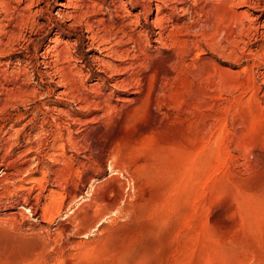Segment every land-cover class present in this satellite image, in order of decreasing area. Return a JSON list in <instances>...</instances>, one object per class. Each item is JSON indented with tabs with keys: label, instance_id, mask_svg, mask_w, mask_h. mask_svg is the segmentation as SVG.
<instances>
[{
	"label": "rangeland",
	"instance_id": "rangeland-1",
	"mask_svg": "<svg viewBox=\"0 0 264 264\" xmlns=\"http://www.w3.org/2000/svg\"><path fill=\"white\" fill-rule=\"evenodd\" d=\"M138 1L0 12V264H264V0Z\"/></svg>",
	"mask_w": 264,
	"mask_h": 264
},
{
	"label": "bare ground",
	"instance_id": "bare-ground-1",
	"mask_svg": "<svg viewBox=\"0 0 264 264\" xmlns=\"http://www.w3.org/2000/svg\"><path fill=\"white\" fill-rule=\"evenodd\" d=\"M37 1L38 0H0V12L1 13H3V14H6V13H8V12H12L11 10H15V12H16V16L18 17H16L17 18V20L19 19V18H21L22 17V20L24 21V22H27V24L25 23V26H31L32 28H34V24H35V22L34 21H32L31 22V17H32V15H34V14H39L41 11H42V6H36L35 5V3H37ZM119 1V0H118ZM122 1V0H121ZM172 2H174V0H171ZM176 1V7L177 6H179V5H181V0H180V2H179V0L177 1V0H175ZM183 1V0H182ZM185 1H187V0H185ZM195 1V0H194ZM220 1V0H219ZM224 1H226V0H224ZM255 1V0H254ZM263 1V0H262ZM128 2L131 4V3H133V2H138V4H139V1L138 0H128ZM141 2H142V4H141ZM151 2H154L155 4H154V7H155V9H156V13H155V15H156V18H155V20H156V22H157V25L159 26V29H160V32L165 28V27H163V25H164V23L166 22V20H167V18H168V16L170 15H168V13H166V8H165V3L167 2V0H141L140 1V8H141V13L145 16V17H147V16H149V13L151 12V5H150V3ZM192 2V1H191ZM103 3V2H102ZM121 3V2H120ZM128 3V4H129ZM224 3V2H223ZM257 3V2H256ZM12 4H15L14 6L12 5ZM165 4V5H164ZM185 4V3H184ZM225 5H226V7H230L229 9H232V8H236L237 9V11H235V9H232V10H234V11H232L231 12V14H229V15H233V17L234 18H238V16H246L247 15V13H248V9H252V10H254L255 12H260L259 10H257V8H259V5L258 4H255V3H252L251 2V0H228L226 3H224ZM99 4L95 1V2H90V5H86L87 7H86V9L88 8V7H90V6H92V7H97ZM109 5V4H108ZM121 5V4H120ZM125 4H123V6H124ZM243 5H245V6H243ZM58 6L59 7H61V8H64V9H62V11H61V9H59V10H57V13H59L60 15H63V17H64V15H67L69 18H71L73 21L74 20H79V19H81L83 16H84V14L85 13H88V12H84L83 10V7H81V4L79 5V2H78V0H60V2H58ZM174 6V5H173ZM187 6H188V4H187ZM192 6V5H191ZM224 6V5H223ZM260 6H262V5H260ZM99 7V6H98ZM100 7H101V5H100ZM167 7V6H166ZM171 7V12H172V10H174L175 8L173 7L172 8V6H170ZM182 7H183V5H182ZM189 7V6H188ZM33 8H34V10L35 11H33ZM120 8H122V7H120ZM184 8H186V7H184ZM184 8H181L182 10H184ZM191 8V7H190ZM193 8V7H192ZM227 8V9H228ZM226 9V10H227ZM260 9V8H259ZM20 10H22L23 12H27V14H22L21 15V13H19L20 12ZM168 10V9H167ZM189 9L187 8V11H188ZM21 11V12H22ZM67 11V12H66ZM88 11V10H87ZM176 9H175V13H176ZM195 11V10H194ZM228 11V10H227ZM183 12V11H182ZM184 12H185V10H184ZM190 12V11H189ZM230 12V11H229ZM262 12V11H261ZM13 13V12H12ZM186 13V12H185ZM191 13L192 14H194V12L193 11H191ZM197 14V13H196ZM118 15V14H117ZM13 16V15H12ZM20 16V17H19ZM11 17V16H10ZM228 17V16H227ZM232 17V16H231ZM259 17H261V15L260 14H256V15H254L253 16V19L252 20H258L259 19ZM12 18V17H11ZM103 18V17H102ZM153 18V19H154ZM230 18V17H229ZM233 18V19H234ZM2 19V18H1ZM101 19V18H100ZM111 19V18H110ZM115 19V18H114ZM120 19H121V17H120ZM146 19V18H145ZM232 19V18H231ZM128 22H125V23H122V24H120L119 26L115 23L116 21H114V23L112 24V25H105L107 22H105L103 19H101V20H96V21H99V22H103L104 23V28H105V30H106V32L107 33H109V34H114V35H116V33L117 32H121L122 33V36L121 37H118V38H116V39H118V41L121 43V42H123L124 40H123V38H124V36L126 35V31H125V29L128 27V26H130L131 24H133V23H136V22H139L138 20H139V15L137 14V15H133V16H129V17H127V19H126ZM177 20V19H176ZM19 21V20H18ZM17 21V22H18ZM85 21V20H84ZM146 21H147V19H146ZM172 21V20H171ZM175 21V20H174ZM16 22V23H17ZM21 22V21H20ZM23 22V23H24ZM76 22V21H75ZM122 22V21H121ZM1 23V22H0ZM98 23V22H97ZM111 23H112V21H111ZM110 23V24H111ZM153 23H154V21H153ZM167 23H168V20H167ZM175 23H177V22H175ZM175 23H173L172 22V24H175ZM15 24V23H14ZM22 24V23H21ZM89 24V23H88ZM91 24V23H90ZM99 24V23H98ZM118 26L117 27V29L116 28H114V26H116V25ZM4 25V24H3ZM13 25V24H12ZM20 25V24H19ZM18 25V26H19ZM103 25V24H102ZM178 25V24H177ZM21 26V25H20ZM92 26V25H91ZM91 26H89L90 28H92ZM175 26V25H174ZM173 26V27H174ZM179 26V25H178ZM177 26V27H178ZM27 28V27H26ZM25 28V29H26ZM1 30H3V27L2 28H0ZM23 29H24V27H23ZM29 29H30V27H29ZM113 29H115L117 32H115V30L113 31ZM16 30V29H15ZM94 31V30H93ZM176 31V30H175ZM105 32V31H104ZM180 32V31H179ZM1 33V32H0ZM11 34V35H15V31H13V29L12 30H10V31H7L6 30V32H5V34ZM106 35H108V34H106ZM113 35V36H114ZM158 35H160V34H158ZM170 35V34H169ZM16 36V35H15ZM109 36V35H108ZM128 37V36H127ZM140 37V36H139ZM109 38H111V37H109ZM115 38V37H114ZM105 39V38H104ZM7 40V39H6ZM128 40H129V37H128ZM117 41V42H118ZM109 42V41H108ZM118 42V43H119ZM1 43V42H0ZM101 43V42H100ZM52 45V44H51ZM98 45V44H97ZM5 46V45H4ZM48 50V49H47ZM57 51V50H56ZM126 52V51H125ZM109 53V52H108ZM113 53V52H112ZM111 53V54H112ZM128 54V53H127ZM107 60V59H106ZM103 63V62H102ZM103 65V64H102ZM119 67V66H118ZM61 73V72H60ZM70 74V73H69ZM16 77V76H15ZM124 82V81H123ZM110 84V83H109ZM73 99V98H72Z\"/></svg>",
	"mask_w": 264,
	"mask_h": 264
}]
</instances>
